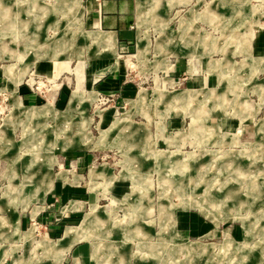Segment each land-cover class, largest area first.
I'll list each match as a JSON object with an SVG mask.
<instances>
[{"label":"rangeland","instance_id":"1","mask_svg":"<svg viewBox=\"0 0 264 264\" xmlns=\"http://www.w3.org/2000/svg\"><path fill=\"white\" fill-rule=\"evenodd\" d=\"M40 1L23 0L29 12L64 8L61 51L75 54L83 35L80 0ZM139 1V24L148 26L153 58L163 56L156 49L189 53L193 82L176 83L165 73L140 78V69L130 66L129 95L79 88L67 94L65 110L51 102L24 106L0 90V215L18 220L13 233H0V245L15 246L21 264H60L75 242L91 245L82 264H264V203L255 205L264 193V61L249 60L255 37L264 35V0L242 7L239 0H195L189 12L159 0L152 15L150 1ZM16 5L0 0L1 43L24 26L11 15ZM33 19L40 36L44 21ZM57 32L43 37L55 39V48ZM236 38L242 46H235ZM226 39L231 45L219 47ZM3 44L0 58L19 61H0V85L8 83L5 68L16 94L32 64ZM213 58L231 65L221 71ZM25 81L53 101L52 78L33 72ZM102 108L110 119L99 124ZM51 183L65 188L48 206L62 221L54 234L49 230L52 239L42 237L48 226L39 218ZM7 220L0 217V230ZM65 225L73 226L64 234ZM63 264H76L71 252Z\"/></svg>","mask_w":264,"mask_h":264},{"label":"crops","instance_id":"2","mask_svg":"<svg viewBox=\"0 0 264 264\" xmlns=\"http://www.w3.org/2000/svg\"><path fill=\"white\" fill-rule=\"evenodd\" d=\"M148 1H150L148 2V15H152L153 13H155L156 8H158L157 5L159 0ZM165 1L170 7L185 6L186 12H189L193 8V5L195 3V0ZM210 1L211 0H209V2ZM248 1L249 0H239L238 3L240 4V7H242V4H247ZM15 2H17L18 5L12 8L11 15H18L19 20L23 19L25 20V23L23 27H16L15 32H12L10 36L8 34H6L5 36L3 35L4 40L6 38L8 40L6 39L5 41H2V43L0 42V51L4 46L3 43L8 41L12 50L10 54L17 55L18 57H20V59H22L21 62L26 64L29 63L32 65L25 75L23 81L18 85L16 94L14 93V81L5 73V68L3 67L4 69L2 75H5L8 78V83L0 85V90L8 89L9 91H11V96L15 95L17 100L24 106H42L47 102H51L56 109L65 110L68 107L71 99L70 97L68 100L67 94L71 91L72 96L73 92L78 90L79 88L86 93L93 92L96 95L100 91L105 93L121 91L122 94L129 95L131 92V83L127 84V81H130V66L138 67V69H140V74H138V77L140 78H157L160 76V73H165L167 75H172L171 78L174 79L176 83L184 82L185 80L187 81V83L193 82L195 67L192 63L193 57H190L189 53L174 54V51H171L170 54H163V51L159 52L156 49V46L159 43L157 39L154 47L156 51L163 56H161L160 58H153V46L148 26L145 27L139 24V0H80V9L82 13L81 29L83 31V35L81 38L80 46L76 47V53L73 55H66L61 51V49L64 47L61 37L62 35H67L65 31L66 15L64 8L60 6L59 9L48 8V11H44V8L35 7L32 12H29L26 2H23V0H15ZM51 2L52 1L42 0L41 3L47 4ZM23 3H25V8H23L22 6ZM254 9L256 10V6L254 7ZM177 11L179 12V10ZM177 11H175V13ZM185 11L183 13H185ZM35 15H40V17L44 21L42 28L38 30V32L41 31L40 36L35 35L38 29L33 23V18L35 17ZM258 20L259 19L256 18V22ZM56 24L58 25L57 27L55 26ZM158 27L159 25L157 26V28ZM54 32L58 33L56 39L60 43V46L58 45L59 47L57 48L52 45L55 42V39L52 40V42L51 39L43 38L45 36L53 38ZM1 35L2 33H0V36ZM109 36L113 38L112 42L110 43L105 39ZM263 36L264 35L262 34L255 37L256 48H254V53L249 51L251 54V59H249L251 63H259L260 58L261 61H264ZM236 40L237 41L235 46H242V40L240 38H236ZM27 41H31V43L35 46H26ZM218 45L222 48L231 45V42L226 39L224 42L221 41ZM6 47L7 46H4V48ZM28 47L31 48L27 53L23 54L22 50ZM37 50L41 51L44 56L39 57ZM55 52L56 56L53 57ZM77 52H81L80 55ZM0 54H2V52H0ZM213 59L219 60L218 63L220 65V70H226V67L231 65H228V63H221L223 61L220 58ZM0 61L16 62L19 60L0 58ZM212 61L210 62V65L212 64ZM33 72L38 74H45L46 76L50 77V79L52 78L54 82H56V88L51 91V97L54 98L53 101L48 97L50 96V93L48 95L40 94L38 91H35L31 86L28 85V81H25L28 78V75ZM71 78H74L73 86L70 84ZM183 89L197 90L195 88L189 87ZM64 106H66V108L63 109ZM99 112V115L101 117L100 121H98L99 124L103 121L104 118L110 119V117H107L108 114L105 112L104 108L100 109ZM115 118L116 117L112 119L111 125ZM115 136L116 134H114L113 138ZM58 161L59 159L57 156V162ZM100 172L102 174H109L107 170L105 172ZM58 173L62 174L61 171L57 172V174ZM45 178L46 176L43 179ZM52 185L53 184L51 183V186L48 189V191L50 192H48V195L46 197V205H41L42 209L40 210L42 211V213H40L39 217L40 220L44 222L46 226H48V230L44 231L47 234L43 235L42 237L47 236L50 239L52 238L48 234L50 233L49 230L52 234H54L55 230H57V225L60 227L59 224L62 221L58 219L59 217L56 213L49 211L48 206L50 204H54L57 200V197L58 199L61 198L63 191L65 190L61 183H59L58 185L56 184L55 186ZM64 196L66 198L67 194L64 193ZM259 203H264V193L257 199L255 205H259ZM58 204L60 205V201ZM43 206L47 207V209H44ZM34 208L38 209L39 206L35 205ZM45 210L47 211L45 212ZM0 217L7 220V218L4 216L0 215ZM25 221L27 222L28 219H26ZM7 224L8 225L5 226L3 231L0 230V233H4L5 236L13 233L15 229L14 226L16 227V224L18 225V220H16L15 222L8 221ZM10 224H12L13 226L10 230H8V228L11 226ZM68 226L73 225H65L64 234ZM13 236L14 235H12V237ZM12 237H10L9 239H11ZM6 242L8 241H5L3 245H0V264H21V257L17 254V248L10 245V247L8 248V244ZM77 243L78 242H75L67 251L60 264L64 263L65 257L69 252H71L72 260L75 261L76 264H82L81 257L84 254H91L90 243L79 245H77ZM33 247L34 246H32L30 250L31 252L33 251ZM10 256H12L13 262L11 260L9 261ZM28 261H26L25 263L28 264Z\"/></svg>","mask_w":264,"mask_h":264},{"label":"bare ground","instance_id":"3","mask_svg":"<svg viewBox=\"0 0 264 264\" xmlns=\"http://www.w3.org/2000/svg\"><path fill=\"white\" fill-rule=\"evenodd\" d=\"M36 25V24H35Z\"/></svg>","mask_w":264,"mask_h":264}]
</instances>
